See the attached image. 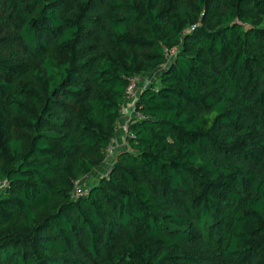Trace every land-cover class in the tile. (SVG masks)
I'll use <instances>...</instances> for the list:
<instances>
[{"label": "trees", "instance_id": "trees-1", "mask_svg": "<svg viewBox=\"0 0 264 264\" xmlns=\"http://www.w3.org/2000/svg\"><path fill=\"white\" fill-rule=\"evenodd\" d=\"M0 264H264V0H0Z\"/></svg>", "mask_w": 264, "mask_h": 264}, {"label": "crops", "instance_id": "crops-1", "mask_svg": "<svg viewBox=\"0 0 264 264\" xmlns=\"http://www.w3.org/2000/svg\"><path fill=\"white\" fill-rule=\"evenodd\" d=\"M142 84H140L139 88L148 86L152 82L148 80H142ZM130 101L124 100L121 104L120 109V115L118 118V125L115 132V135H113V139L111 140V146L113 148L112 150V156L116 154V152L123 151L127 149V144L125 142V132H124V126L129 122V119H131L132 111L130 107Z\"/></svg>", "mask_w": 264, "mask_h": 264}, {"label": "rangeland", "instance_id": "rangeland-1", "mask_svg": "<svg viewBox=\"0 0 264 264\" xmlns=\"http://www.w3.org/2000/svg\"><path fill=\"white\" fill-rule=\"evenodd\" d=\"M161 69H157L155 70L153 73L148 75H145L144 77H141V80L138 84V86H140V84H142V80H148L151 81L153 84H156L158 82L157 76L160 73ZM112 146L110 144V147L108 149V156L106 161L97 169H95V171L93 173H91L89 176H86L83 180H81L78 185L81 186L84 190L87 189L88 186H91L100 176H103L107 173L110 162L113 158L112 156Z\"/></svg>", "mask_w": 264, "mask_h": 264}, {"label": "built area", "instance_id": "built-area-1", "mask_svg": "<svg viewBox=\"0 0 264 264\" xmlns=\"http://www.w3.org/2000/svg\"><path fill=\"white\" fill-rule=\"evenodd\" d=\"M140 80H141L140 76H133L129 79L128 85L126 87V93H125V99L124 100L130 101L129 103H130V107H131V111H132L131 119L139 116L134 111V104H135L136 98H137L138 93H139L138 84H139ZM131 119H129V122L131 121ZM129 122L124 126L125 134L127 133V126L129 124ZM1 185H4V183H1ZM75 194H81L80 189L76 188Z\"/></svg>", "mask_w": 264, "mask_h": 264}]
</instances>
